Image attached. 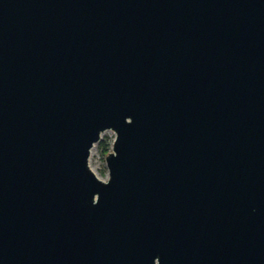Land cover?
Returning a JSON list of instances; mask_svg holds the SVG:
<instances>
[{
  "label": "water",
  "instance_id": "obj_1",
  "mask_svg": "<svg viewBox=\"0 0 264 264\" xmlns=\"http://www.w3.org/2000/svg\"><path fill=\"white\" fill-rule=\"evenodd\" d=\"M0 264H264V0H0Z\"/></svg>",
  "mask_w": 264,
  "mask_h": 264
},
{
  "label": "rangeland",
  "instance_id": "obj_2",
  "mask_svg": "<svg viewBox=\"0 0 264 264\" xmlns=\"http://www.w3.org/2000/svg\"><path fill=\"white\" fill-rule=\"evenodd\" d=\"M100 142L92 150V166L97 169L98 174L102 179H108V168L106 163V157L113 151V141L116 137L114 131H106L102 134ZM105 142L106 152L102 148L100 143Z\"/></svg>",
  "mask_w": 264,
  "mask_h": 264
},
{
  "label": "trees",
  "instance_id": "obj_3",
  "mask_svg": "<svg viewBox=\"0 0 264 264\" xmlns=\"http://www.w3.org/2000/svg\"><path fill=\"white\" fill-rule=\"evenodd\" d=\"M100 144H101L102 148L104 149V151L106 152L107 150H106V145H105V142H103V143H100Z\"/></svg>",
  "mask_w": 264,
  "mask_h": 264
},
{
  "label": "snow or ice",
  "instance_id": "obj_4",
  "mask_svg": "<svg viewBox=\"0 0 264 264\" xmlns=\"http://www.w3.org/2000/svg\"><path fill=\"white\" fill-rule=\"evenodd\" d=\"M129 124H132L131 122H129Z\"/></svg>",
  "mask_w": 264,
  "mask_h": 264
},
{
  "label": "built area",
  "instance_id": "obj_5",
  "mask_svg": "<svg viewBox=\"0 0 264 264\" xmlns=\"http://www.w3.org/2000/svg\"><path fill=\"white\" fill-rule=\"evenodd\" d=\"M113 143H114V141H113Z\"/></svg>",
  "mask_w": 264,
  "mask_h": 264
}]
</instances>
